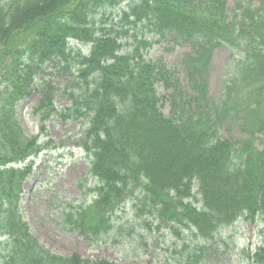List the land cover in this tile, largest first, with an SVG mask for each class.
I'll return each instance as SVG.
<instances>
[{"label": "trees", "instance_id": "obj_1", "mask_svg": "<svg viewBox=\"0 0 264 264\" xmlns=\"http://www.w3.org/2000/svg\"><path fill=\"white\" fill-rule=\"evenodd\" d=\"M120 1L0 0V264H122L53 253L24 223L25 162L43 147L16 110L33 95L41 134L53 117L86 121L77 147L90 159L94 199L70 205L62 224L87 241L108 237L130 198L146 228L151 219L177 236L184 228L199 245L239 220L264 225V0H133L116 27L98 26L99 12ZM143 28L191 45L182 82L145 58L153 43L139 37ZM125 40L135 46L124 51ZM223 47L232 68L211 98L210 64ZM48 64L73 101L64 111L55 106L61 84L48 77ZM159 83L170 93L159 95ZM234 126L239 137L226 139L221 131ZM12 163L24 167L6 168ZM246 259L264 264V244Z\"/></svg>", "mask_w": 264, "mask_h": 264}, {"label": "rangeland", "instance_id": "obj_2", "mask_svg": "<svg viewBox=\"0 0 264 264\" xmlns=\"http://www.w3.org/2000/svg\"><path fill=\"white\" fill-rule=\"evenodd\" d=\"M130 3L131 0H123L114 8L100 11L97 25L103 23L104 28L116 27L124 11L129 10ZM228 7H232V2ZM140 30L139 37L143 35L153 43L145 53V58L162 61L182 82L184 74L181 63L191 54V45L170 37L162 40L148 33L145 28ZM132 45L135 46L132 40H125L124 51L131 49ZM70 46L79 47L73 41ZM227 61L228 53L225 49L214 52L209 69L211 98L219 92L225 80ZM45 71L48 77L50 73L51 78H54L55 84H61L55 95L56 108L64 111L71 107L73 101L64 93L66 82L63 77L58 79V71L49 69V64ZM157 91L161 96L170 93L160 83ZM39 99L38 95H33L18 105L16 110L17 119L26 134L39 137L38 145L43 147L37 157L29 160L32 169L22 185L18 210L33 236L51 252L62 256L78 254L85 258L101 256L122 264H250L246 259L247 253H253L258 246L264 244V225L260 221L252 224L239 220L232 227L220 230L213 243L199 245V240L184 228L179 230L177 236L153 219L150 220L149 229L146 228L142 220L136 217V203L130 198L115 212L113 231L99 243H91L77 231L64 227L62 216L70 205L93 201L90 190L95 186V180L89 175L90 159L77 147L78 138L86 128V121L61 123L53 117L45 124V131L41 134L40 118L33 111ZM169 109V104L163 102V113L169 114ZM238 132L234 126L230 132L223 131L222 135L228 139H236L239 137ZM141 236L145 238L147 252ZM205 248L207 250L203 252L206 255L203 257V253L199 258L200 251Z\"/></svg>", "mask_w": 264, "mask_h": 264}]
</instances>
